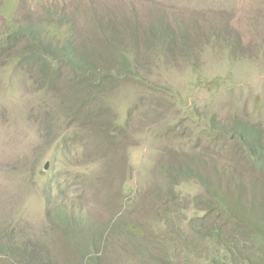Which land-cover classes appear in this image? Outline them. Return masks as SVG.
Instances as JSON below:
<instances>
[{"label": "rangeland", "instance_id": "1", "mask_svg": "<svg viewBox=\"0 0 264 264\" xmlns=\"http://www.w3.org/2000/svg\"><path fill=\"white\" fill-rule=\"evenodd\" d=\"M6 11L24 24H70L72 46L98 66L134 51L139 78L91 94L94 116L83 117L66 67L45 85L0 54V247L10 249L0 264L31 255L42 264H205L214 249L205 220L228 217L234 249L242 222L264 230V170L209 128L236 120L264 130V0H0V29ZM159 21L179 33L163 59L147 45ZM110 24L118 44L108 43ZM110 122L115 140L90 131ZM182 163L202 186L173 173ZM59 207L69 219L52 224Z\"/></svg>", "mask_w": 264, "mask_h": 264}, {"label": "trees", "instance_id": "2", "mask_svg": "<svg viewBox=\"0 0 264 264\" xmlns=\"http://www.w3.org/2000/svg\"><path fill=\"white\" fill-rule=\"evenodd\" d=\"M6 13H8L6 26L0 29V54L7 55L9 65L14 70L21 66H28L29 69L34 70L39 76H42V82L45 85L57 80L60 76L61 67H66L70 74L69 88L71 90L76 88L77 90L76 93L67 92V95H73L71 104L74 106V111H77L83 117L94 116L91 104L87 103L91 94L94 93L95 98L97 96L101 98L103 93L109 90L110 86L113 87V83L116 80L139 78V74L136 72L137 59L134 51L124 50L118 52L119 63L116 66L110 65L113 61L109 55L103 58L106 64L98 66L96 59H94L96 57L93 54L83 52L72 46L70 35L72 27L70 24L62 27L42 24L38 21L24 24L13 18L8 11ZM107 29L112 33L108 43L118 44L117 34H115L116 29L112 27V24ZM173 32L167 25L159 21L147 34L148 38L154 40L152 44L147 42V45L153 50L157 59H163L167 54L172 55V50L177 43L175 35L179 34ZM129 37L134 43L136 38L131 34H129ZM109 48L111 50L118 47L117 45H110ZM210 123L209 128L211 131H218L223 136H227V139L236 141L240 148H244L250 154V163L253 166H257L260 171L264 170V130L236 120L229 122L230 124L226 126L217 125L218 123L215 124L213 120ZM89 125L90 131H93L96 136L98 135L97 137L101 141L106 138L115 140L116 132L120 128L115 122H110L107 126L104 125V128L102 126L98 127L99 124L96 125L95 123L92 125L90 123ZM112 125L114 126L111 127ZM184 165L186 164L170 166L176 176L180 174V176L184 177H195L202 186L204 178L199 179L196 174L187 173ZM177 178H174V180L176 179L177 181ZM173 184L169 189L167 198L171 196L173 187L176 186V183L173 182ZM209 210H213V208ZM48 214L52 224L58 222L59 225L60 217L63 220L69 219V215L62 207L56 208L48 212ZM205 218L204 216L198 217L197 220L193 218L188 223H192V221L199 222ZM214 219L215 223L213 225L205 220L210 230L205 233V238L208 244L214 247L210 254L205 255V264H264V248L260 249L257 247L256 240L257 237H264L263 229L256 225L251 226L249 224L248 226L246 221L242 222L237 234L236 249H234L233 237L228 235L231 228L226 227L229 225V218H224V224L219 223V218L214 217ZM196 228L193 229V233L199 237L202 232L197 225ZM247 233H251V235L248 236ZM190 240L192 241V239ZM9 250L6 245L0 247V253L6 254ZM17 257L20 258L19 255ZM28 260L27 264H42L40 259L34 255L29 256Z\"/></svg>", "mask_w": 264, "mask_h": 264}]
</instances>
